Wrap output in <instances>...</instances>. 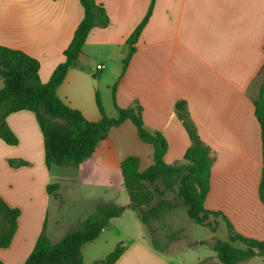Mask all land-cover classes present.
Here are the masks:
<instances>
[{
	"label": "crops",
	"instance_id": "obj_1",
	"mask_svg": "<svg viewBox=\"0 0 264 264\" xmlns=\"http://www.w3.org/2000/svg\"><path fill=\"white\" fill-rule=\"evenodd\" d=\"M96 1L104 6L109 25L91 31L82 54L57 90L59 98L91 122L101 120L96 92L111 118L118 117L116 104L126 108L139 103L146 127L167 140L164 160L169 165L184 163L191 146L175 108L185 101L213 159L205 208L222 213L237 233L264 241V206L259 196L264 154L254 104L264 66V0H155L125 72L127 40L144 20L152 0ZM83 17L80 0H0V45L38 60L40 79L47 83L65 61L64 51ZM98 65L103 68L98 70ZM3 86L0 77V89ZM7 124L19 143L11 146L0 139V197L21 214L12 244L0 249V264H24L45 224L48 230L50 205L57 200L47 187L55 184L56 177L53 168L49 171L46 166L44 138L35 114L15 112L8 116ZM153 154V147L143 143L134 124L126 121L112 129L94 155L77 172H69L68 179H91L94 175L89 170L108 165L109 173L93 179L102 180L101 187L113 191L117 200L125 199L128 193L121 162L136 156L140 171H145L153 164ZM9 161L25 164L11 166ZM101 203L131 210L130 200L118 204L101 197L95 209ZM178 208L187 214L183 206L175 205L155 223H162ZM115 219L94 242L84 245L83 264L104 260L119 243L125 250L115 264H174L151 249L144 233L132 238L126 230V238L110 242L104 237L107 229L121 230L111 225ZM221 223L227 227L220 217L218 226ZM191 224L187 223L190 236ZM164 226L166 236L173 237L170 243L187 239L184 226ZM171 230L176 233L170 234ZM203 243L204 239L191 240L190 246ZM165 247L171 248L168 243ZM193 264H201V260ZM210 264H222L217 253ZM245 264H264V257L256 256Z\"/></svg>",
	"mask_w": 264,
	"mask_h": 264
},
{
	"label": "trees",
	"instance_id": "obj_2",
	"mask_svg": "<svg viewBox=\"0 0 264 264\" xmlns=\"http://www.w3.org/2000/svg\"><path fill=\"white\" fill-rule=\"evenodd\" d=\"M84 17L68 48L64 51L65 61L53 72L50 80L43 83L39 76L40 64L25 52L0 45V77L4 86L0 89V139L15 146L17 136L7 124L9 115L19 111L35 114L44 138L45 162L48 170L67 165L80 166L94 155L107 134L126 121L137 129L140 140L154 149L153 164L140 171V160L136 156L121 162L124 185L129 195L130 208L139 220L148 227L176 204L166 200L156 202L158 195L167 192L175 194L177 204L183 206L189 219L200 226L215 231L212 218H223L227 224L228 239H216L214 251L222 264H245L256 256L264 257V241L245 237L237 233L230 221L219 212L205 208L210 190L213 159L211 149L200 138L196 125L191 119L187 103L176 104V113L190 137L191 146L185 153V162L169 165L164 158L168 150L167 140L158 131H150L143 120V108L139 103L122 108L116 104L117 118L109 117L104 109L100 94L96 92V105L101 114L98 122L88 121L81 111L71 108L57 94L69 69L79 59L83 46L91 31L105 28L110 19L103 5L96 0H80ZM150 8L144 20L128 38L129 54L124 60V72L136 51L135 44L145 28L154 7ZM116 86L113 87L115 99ZM255 115L261 127L264 154V66L262 83L255 102ZM11 166H21L24 162ZM60 185H48L47 191L59 198ZM163 188V189H161ZM259 196L264 206V171L259 186ZM124 207L113 203H101L94 213L84 219L79 228L69 231L58 242L53 243L47 235L46 224L36 245L24 264H83L84 245L94 242L110 220L120 217ZM21 211L11 207L0 197V249L12 244L18 229ZM174 238L176 236L174 235ZM178 238V237H177ZM125 247L119 243L104 260L94 264H115L123 255Z\"/></svg>",
	"mask_w": 264,
	"mask_h": 264
},
{
	"label": "rangeland",
	"instance_id": "obj_3",
	"mask_svg": "<svg viewBox=\"0 0 264 264\" xmlns=\"http://www.w3.org/2000/svg\"><path fill=\"white\" fill-rule=\"evenodd\" d=\"M69 166L71 167L68 168ZM78 167L79 166L71 164L60 168L53 167V177H56L55 183L61 185V190L58 192L60 193V197H54L57 201L51 202L48 221L47 233L54 242L62 239L69 231L79 228V220L95 212V203L99 198L102 197L107 200H114L118 204H125L124 202L129 200L128 194H126L125 199L120 198L117 200L113 191H106L101 187L102 180L93 179L95 176H100L102 173H109L110 168L108 165H103V168L100 166L99 168L89 170L90 174L94 175L91 179L81 176L77 177L73 182L68 179V174L69 172H77L79 170ZM165 199L169 200L171 203L180 205L176 202L175 194L171 192H167L162 196L158 195L155 203ZM121 206L124 207V205ZM189 221L191 220L188 215L185 214L183 208H178L176 212L167 215L165 220H162V223L158 222L157 224L153 221L154 223L152 222L150 225L151 231H149L148 227L139 220L136 212L132 209H128L111 224L121 227V230H118V232L115 228L110 226L104 234V237L108 238L110 242L116 243L118 240L126 238L124 232L126 230H128L126 232H129L132 238H137L141 233H144L146 234L145 238L151 249L169 262L174 264H193L201 260V264H210L212 258L214 259L216 256V252L213 248L215 240L228 239L227 227L224 223L218 226V219L216 218L211 219L212 225L216 227L215 231L211 230L209 227L200 226L191 221L192 233L190 236L187 230V223ZM167 223H170L171 226H184L188 236L187 239L181 240L178 243H170L169 241H171L173 237L170 239V237H167L166 233L163 232L166 229L164 225ZM155 228L158 230L156 233L153 232ZM175 233L176 230H171L170 232L172 235ZM201 239H204L205 243L199 244L197 247L190 246L191 240L195 241ZM166 242L171 248L165 247V245H167ZM174 248H176V250Z\"/></svg>",
	"mask_w": 264,
	"mask_h": 264
},
{
	"label": "built area",
	"instance_id": "obj_4",
	"mask_svg": "<svg viewBox=\"0 0 264 264\" xmlns=\"http://www.w3.org/2000/svg\"><path fill=\"white\" fill-rule=\"evenodd\" d=\"M102 68H103L102 65H98V66H97V69H98V70H100V69H102Z\"/></svg>",
	"mask_w": 264,
	"mask_h": 264
}]
</instances>
